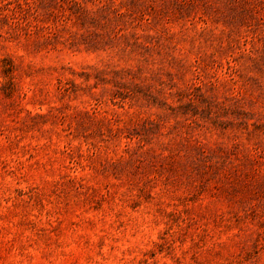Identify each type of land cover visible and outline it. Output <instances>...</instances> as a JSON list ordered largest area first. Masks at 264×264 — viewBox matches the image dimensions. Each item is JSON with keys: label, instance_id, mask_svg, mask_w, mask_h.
I'll list each match as a JSON object with an SVG mask.
<instances>
[{"label": "rangeland", "instance_id": "obj_1", "mask_svg": "<svg viewBox=\"0 0 264 264\" xmlns=\"http://www.w3.org/2000/svg\"><path fill=\"white\" fill-rule=\"evenodd\" d=\"M0 264H264V0H0Z\"/></svg>", "mask_w": 264, "mask_h": 264}]
</instances>
